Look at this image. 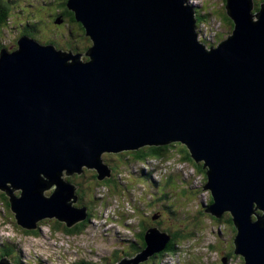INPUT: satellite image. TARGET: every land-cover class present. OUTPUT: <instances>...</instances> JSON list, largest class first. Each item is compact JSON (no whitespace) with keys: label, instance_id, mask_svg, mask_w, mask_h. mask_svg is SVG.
<instances>
[{"label":"water","instance_id":"obj_1","mask_svg":"<svg viewBox=\"0 0 264 264\" xmlns=\"http://www.w3.org/2000/svg\"><path fill=\"white\" fill-rule=\"evenodd\" d=\"M67 8L93 42L88 61L28 37L0 51V190L16 223L72 229L89 214L66 176L94 170L103 182L112 177L104 154L181 143L208 169L204 211L231 213L235 254L264 264V4L254 13L253 0H226L233 31L211 49L186 0ZM171 240L150 228L146 248L120 264L147 262Z\"/></svg>","mask_w":264,"mask_h":264},{"label":"rangeland","instance_id":"obj_2","mask_svg":"<svg viewBox=\"0 0 264 264\" xmlns=\"http://www.w3.org/2000/svg\"><path fill=\"white\" fill-rule=\"evenodd\" d=\"M186 1L196 6V15L201 16V19L197 16L196 32L206 48L217 47L228 39L233 22L226 13V0ZM10 2L11 5L3 2L8 6L10 19L6 24L1 23L0 49L17 50L25 26L40 24L38 36L42 42L54 43L66 54L73 48L81 61L89 59L86 52L93 47V42L74 23L65 22L68 18L61 17L65 9L61 3L65 0ZM263 3V0H253V12L256 13ZM59 18L64 21L58 23ZM177 149L173 147L166 160L149 161L157 168L155 171L148 164H136L120 157L114 160L115 154H104V162L114 172L108 184L95 182L91 177L94 170H85L89 172L79 177L73 175L74 179L66 176L78 184L77 192L81 194L74 205L78 209L87 208L92 216L86 228L73 236L52 231L51 223H42L44 221L39 230L31 231L33 234L28 236L16 223L11 208L1 200L7 192L0 190V257L9 264H15L21 256L23 259V253H31L33 258H28L26 264H120L137 256L133 242L146 223L148 228L159 229L160 233L179 231L184 237L178 243V254L173 257L166 254L160 264H245L242 257L232 252L231 243L236 232L228 221L231 216L218 221L204 211L211 201L210 192L203 190L207 182L198 172L196 162L182 159ZM54 188L44 194L50 195ZM14 192L20 194L19 190ZM13 242L21 243L22 247L25 243L26 250ZM4 244L11 249L19 248L17 253L13 252L14 257H4Z\"/></svg>","mask_w":264,"mask_h":264},{"label":"trees","instance_id":"obj_3","mask_svg":"<svg viewBox=\"0 0 264 264\" xmlns=\"http://www.w3.org/2000/svg\"><path fill=\"white\" fill-rule=\"evenodd\" d=\"M6 1H7V4L8 5H11L10 0H6ZM67 1L68 0H65L64 3H61V7H65L64 14H61L62 17H65V18H68L69 19V20L67 19V21H66L67 23H74L78 28L82 29L83 33L86 36V31H85L84 27L79 22H77L75 20V16H74L73 12H71V11H69L67 9V7H66ZM7 4H5V3H3V2L0 1V29L3 28L2 27L3 25H1V23L2 24H6V22H8V20L10 19V13H9V11H7L8 6L6 7ZM6 15H8V16L6 17ZM58 15L60 16L59 13H58ZM198 16L201 19V16L200 15H198ZM40 27H41L40 24L26 25L25 26V29H24V32H25L24 35L29 36V37L34 38V39H38L40 43H44V42H42L39 39V36H38V33L41 30ZM46 44H50V42H48V43L46 42ZM87 50H89V48H87ZM173 147H177L178 148L176 152L178 153L179 156L182 157V159L189 160V161H192V160L194 161L193 157L191 156L190 149L187 146H185L184 144H181V143H172V144H167V145H164V146L145 147V148H141V149H138V150H134V151H129V152H125V153H122V154H118V155L112 156V157L114 158V160H118L116 157H120V158H122L124 160H129L131 162L134 161V163H136V164H144V163L148 162L149 160L150 161L151 160H160V161H163V160H166L167 159L168 152L171 151ZM123 162H125V161H123ZM204 163L205 162L200 163V164L196 163L195 165L197 167L198 172L201 173L204 176V180L207 182V180H208L207 179V170L208 169H206L204 167ZM87 172H89V171H85L84 170V172L82 174H84V173L87 174ZM79 176L80 175H75V177H79ZM72 177L71 178H66V179L69 182L73 183L74 185L78 186V184H75V181L73 180L74 177H73V179H72ZM91 177L95 179V182H97V183L100 182L97 179V172L93 173ZM110 182H111V179H107L104 182H100V185H103V184H106V183L108 184ZM4 203L8 207H10L9 198H8L7 201L5 200ZM212 203H213V197L211 195L210 205ZM89 215H90L89 216V220H87L86 222H82V223L78 224L76 227H74L72 229H68L64 224H62V223H60V222H58L56 220L44 221L42 223L50 222L51 225H49V227H50V229L52 231H54V232H56V231H58V232L59 231H63L66 234H68V236L69 235H72L73 236V235H76V234H80L81 231L83 230V228L84 227L86 228V225L89 224L90 218L92 217L91 214H89ZM229 215L232 216L231 213H225L224 216L221 217V218H215V217L214 218L217 219L218 221H223L225 219V217L226 216L229 217ZM228 221L232 225H234V223L232 221V217H230V219ZM148 226H149L148 224L144 223V225H142V232L139 233L141 235L140 236H138L139 234L136 235V242L135 243H137L139 241V239H141L142 240V244H143L142 249H145L146 248L145 235H146L147 231L150 229V228H148ZM39 227H41L40 224H39ZM234 230H235V232L237 234V229H236L235 226H234ZM24 232L28 236H30V235L33 234L31 231H27V230L24 231ZM34 233L35 234H39L38 232H34ZM167 233L169 235H171V237H172V240L169 242V244L167 246V249L164 250V251H162L161 253L153 256L152 258H150L147 262H145L146 264H160V259H162L164 257L163 254H169L172 257L178 254V246H180L178 243L180 242L181 239L184 238L183 235H182V233L179 232V231L178 232H171V231H169ZM233 241L231 243L232 249H233V244H234ZM133 244H134V242H133ZM2 249H3L4 257H11V256L14 257V253L13 252L17 253L19 248H16V249H13L12 248L11 249L8 244H4V246H2ZM234 250H235V246H234ZM233 252H235V251H233ZM235 255L236 254H234V256ZM157 257H159V258H157ZM0 258H3V256H1ZM21 258H22V256H21ZM21 258H18L16 260L15 264H25L24 261H23V259H21ZM156 258L159 259V261H157Z\"/></svg>","mask_w":264,"mask_h":264},{"label":"flooded vegetation","instance_id":"obj_4","mask_svg":"<svg viewBox=\"0 0 264 264\" xmlns=\"http://www.w3.org/2000/svg\"><path fill=\"white\" fill-rule=\"evenodd\" d=\"M70 50H73V49H70ZM150 161V160H149ZM78 194H79V191H78ZM79 195H81V194H79ZM79 197H81V196H79ZM1 200L3 201V203H4V201L6 200H8V197L6 196V195H2L1 196ZM5 204V203H4ZM141 234H139L138 236H140ZM236 236V235H235ZM235 238L233 237V239H232V241L234 240ZM140 241V242H139ZM139 241L137 242V243H135L134 242V244H133V246H132V248H134L133 250H136V253H139V252H141L143 249H142V247H143V244H142V240L141 239H139ZM234 242V241H233ZM136 248V249H135ZM233 248H234V244H233ZM232 252H233V249H232ZM232 252H230V256H231V254H232ZM166 254H163V256H165ZM157 258H159V257H157ZM156 258V259H157ZM144 264V263H143Z\"/></svg>","mask_w":264,"mask_h":264},{"label":"bare ground","instance_id":"obj_5","mask_svg":"<svg viewBox=\"0 0 264 264\" xmlns=\"http://www.w3.org/2000/svg\"><path fill=\"white\" fill-rule=\"evenodd\" d=\"M197 30H198V29H197ZM71 52H72L73 55H76V54H75V51H71ZM86 53H87V52H86ZM87 57H88V56H87ZM88 58H89V57H88ZM88 60H89V59H88ZM88 60L86 59V61H88ZM121 154H122V153H121ZM111 175H114V172H113V171L111 172ZM14 195L16 196L15 192H14ZM19 196H20V195H18V197H19ZM8 198H9V197H8ZM75 227H76V226H75Z\"/></svg>","mask_w":264,"mask_h":264},{"label":"clouds","instance_id":"obj_6","mask_svg":"<svg viewBox=\"0 0 264 264\" xmlns=\"http://www.w3.org/2000/svg\"><path fill=\"white\" fill-rule=\"evenodd\" d=\"M57 48V47H56ZM224 216V215H223ZM214 217V216H213ZM232 217V216H231ZM216 218V217H215ZM235 226V225H234ZM41 227H39V229H40ZM237 235V234H236ZM3 258H0V261L2 260ZM25 263V262H24ZM26 264V263H25Z\"/></svg>","mask_w":264,"mask_h":264}]
</instances>
